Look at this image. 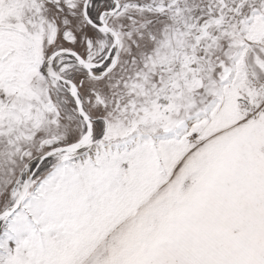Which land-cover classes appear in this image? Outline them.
Returning <instances> with one entry per match:
<instances>
[{"label": "snow or ice", "instance_id": "snow-or-ice-1", "mask_svg": "<svg viewBox=\"0 0 264 264\" xmlns=\"http://www.w3.org/2000/svg\"><path fill=\"white\" fill-rule=\"evenodd\" d=\"M0 264H264V0H0Z\"/></svg>", "mask_w": 264, "mask_h": 264}]
</instances>
